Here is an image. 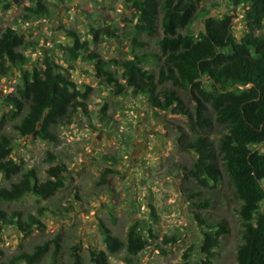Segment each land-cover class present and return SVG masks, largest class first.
Returning <instances> with one entry per match:
<instances>
[{
    "label": "rangeland",
    "instance_id": "obj_1",
    "mask_svg": "<svg viewBox=\"0 0 264 264\" xmlns=\"http://www.w3.org/2000/svg\"><path fill=\"white\" fill-rule=\"evenodd\" d=\"M3 1L0 32L13 27L37 45L36 50L27 53L30 62L25 67H13L8 77L0 79V108L1 98L14 92L23 72L42 70V60L48 55L63 66L61 72L87 94V99L74 124L59 130L57 143L32 136L22 138L11 124L6 127V133L14 138L13 158L23 163L24 170L34 168L40 181L47 180L46 172L52 164L46 159L51 153L59 165L67 167V172L63 189L49 200L29 194L17 203L0 202V209L8 214L22 212L25 217L38 218L44 225L43 230L34 227L31 235L25 236L14 225L0 223V264L24 252L32 253L36 246L47 241L51 242L49 252L40 264H73L74 254L79 256L81 264H92L90 252L106 251L100 223L125 240L135 222H140L150 245L131 263L126 261V253L121 252L111 256L109 264H184L186 253L190 262L203 259L200 245L204 232L207 225L218 223L226 227L227 233L215 250L213 264H236L243 230L237 213L240 202L220 163L222 178L217 185L199 187L188 176L187 170L197 155L178 145L179 129L188 131L185 117L157 112L143 96H115L113 88L102 84L97 77L94 63L86 58L65 64L67 57L60 46L73 42L67 32L92 43L95 30H113L117 38L101 37L90 49L109 61L115 71L114 60L143 54L146 49L136 48L129 36L134 29L131 4L125 0H43L49 15L24 22L25 8L33 6L32 0ZM198 9L209 11L210 16L219 19L234 14L232 5H227L225 0H200ZM237 12L234 35L240 38L247 26L243 10ZM200 17L193 27L196 34L203 29L205 18ZM162 35L159 27L156 37L141 35L139 40L148 43L149 51L156 52ZM151 61L145 67L157 70L158 66ZM120 74L118 70L117 78L121 82ZM218 130L216 127L213 132ZM212 139L216 142L219 136ZM256 151H264V145ZM106 169L113 173L102 182L101 175ZM18 179L8 180L0 174V187H9ZM40 210H44L43 216L39 215Z\"/></svg>",
    "mask_w": 264,
    "mask_h": 264
},
{
    "label": "trees",
    "instance_id": "obj_2",
    "mask_svg": "<svg viewBox=\"0 0 264 264\" xmlns=\"http://www.w3.org/2000/svg\"><path fill=\"white\" fill-rule=\"evenodd\" d=\"M125 1L133 9L134 29L129 36L136 48L146 49L145 52L114 60L115 71L109 61L90 49L101 37L117 38L113 30H95L92 43L81 41L74 32H67L73 42L60 46L67 57L65 64L86 58L94 63L97 77L102 84L113 88L115 96H143L153 110L185 117L188 131L179 129L178 145L197 155V160L187 170L188 176L199 187L217 185L222 178L220 163L240 202L237 213L243 230L236 264H264V151H256L258 146L264 145V0H225L227 5H232L234 14L223 19L210 16L209 11H200V0ZM0 3L5 1L0 0ZM32 3L33 6L25 8L24 22L49 15L43 0H32ZM239 9L244 12L247 26L240 38L234 35V20ZM199 16L205 19L203 29L196 34L193 27ZM159 27L163 35L157 41L158 50L151 52L147 49L148 43L140 41L139 37L154 38ZM36 45L13 27L1 31L0 79L8 77L13 67H25L30 62L27 53L36 50ZM151 60L158 66L157 70L145 67ZM62 69L52 55L45 56L42 70H25L14 92L1 98L0 174L8 180L19 179L9 187H0V202L17 203L29 194L49 200L65 185L67 167L59 165L57 157L51 153L46 159L52 164L46 172L47 180L40 181L34 168L24 170L23 163L13 158L14 138L6 133V127L11 124L22 138L32 136L57 143L59 130L74 124L79 110L84 109L87 94L68 79ZM118 70L121 82L117 78ZM216 127L219 130L214 133ZM214 135L219 136L216 142L212 139ZM111 173L109 169L103 171L102 182ZM39 215L43 216L44 210H40ZM201 222L206 224L205 220ZM0 223L14 225L25 236H30L34 227L44 229L38 218L25 217L17 211L8 214L0 209ZM99 230L106 251L90 252L92 264H109L110 257L121 252L126 253V261L131 263L150 245L140 222L129 227L125 240L114 235L104 223L99 224ZM226 233L221 223L207 225L200 245V253L205 257L190 262L186 253L184 264H213L215 250ZM54 243L58 246L56 241ZM50 245L47 241L36 246L32 253L24 252L3 264L22 261L40 264ZM74 259L73 264H81L78 255L74 254Z\"/></svg>",
    "mask_w": 264,
    "mask_h": 264
}]
</instances>
